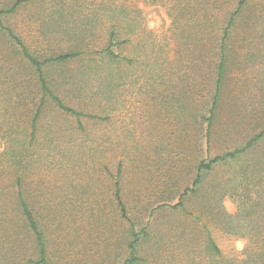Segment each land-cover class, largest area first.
<instances>
[{
    "label": "trees",
    "instance_id": "obj_1",
    "mask_svg": "<svg viewBox=\"0 0 264 264\" xmlns=\"http://www.w3.org/2000/svg\"><path fill=\"white\" fill-rule=\"evenodd\" d=\"M117 2L113 3V0H0V34L10 44L14 56L9 61L7 54L0 51V72H17L8 76L10 80L4 77L5 83L12 81L6 90L0 87L2 91L0 92V138L4 140L5 145L4 151L0 153V179H3L2 182L0 181V226L6 227L11 223L9 220H13L11 225L15 240L19 242L15 264H56L49 252L50 236L46 232L47 228L51 227L54 232L58 230L65 232L66 228L69 231L85 229V232L91 236L90 226L98 227L106 224L110 227L108 228L110 233L112 228L109 222L114 217L118 220L125 219L129 223L128 253L121 262L116 264H143L146 261L138 254V248L142 241L150 237L147 230L149 221L139 229L136 228L133 220L130 221L118 181L111 194V203L115 206L108 212L101 208L95 212L93 207L87 206L88 204L77 206L68 203L71 197L63 198L64 203L58 201L62 198L56 195V185L52 186L54 190L45 197L46 192L51 190L46 186L50 182L45 185L47 177L45 170L52 171L55 180L59 181L60 174L55 170L61 162L60 157L63 153L58 148L60 145H53L52 140L47 142L45 134L39 137L37 132L43 114L48 109L74 118L79 131H82L85 129L84 120L86 122L92 120L95 124L103 123L109 119L113 104H119V100L117 101L114 95L125 92L124 85L130 82V77L128 79L129 75L123 74V69L118 77L115 76L113 66H125L128 61L129 63L139 62L143 54L142 51H136L131 58L124 54L127 50L126 44L131 38L120 31L121 26L117 25L113 18L121 16L120 21L130 19V13L127 12L125 2L116 5ZM150 2L166 8L168 6L172 27L168 30V34H164L163 39L167 40L165 43L169 48L165 49L164 46L159 45L160 53L156 54V49L153 48L154 55L152 51L146 50L145 55L152 58L148 59L151 65L148 66L147 71L144 70L147 80H144L141 88H147V92L151 90L150 92L158 94V98L154 99L151 107H154L158 101L166 105L170 102L169 96L176 97L175 102L178 103L180 111L184 109L189 112L192 129L180 128L178 134L167 130L163 133L161 130L155 134L148 132L147 138H150L155 145L151 146L150 143V146H147L155 147V152L143 145L139 138L132 139L134 141L128 139L130 153L127 154L134 155L137 152L147 151L146 158L155 156L150 161L156 171L161 174L159 181H162L164 178L169 180L173 177L172 175L180 172L189 151L198 152V156L193 160L194 175L190 185L183 189L174 204L170 205L171 200L162 199L157 207L161 208L163 204H168L165 206L188 214L193 221L189 223L193 224L194 234L177 235L174 239L167 237L165 241L163 237L159 238L166 253L160 264H264V148H262L264 129L251 135L240 146L210 154L212 130L227 73L229 44L237 28L239 15L251 3V0L224 2L220 0H147L144 4ZM87 4H90L89 8H85L88 12L77 21L74 17L75 11L79 10V7L84 8ZM222 4L229 5V8L225 12L223 24L216 29L213 13L218 11ZM30 6L38 7L30 23L34 25L42 17L53 20L61 29L60 31L68 37L67 42H72V48L52 52L49 50V45L45 47L38 38L22 37L16 32L15 27L9 25L8 19L15 13H20L21 9L30 8ZM258 14L263 17L264 8ZM105 21L110 22V26H106ZM189 21V24L194 25L191 31L181 27ZM257 21L253 20L251 25L253 29L257 27ZM104 26H106L105 30H103ZM200 26L209 29V32H205ZM99 31H104L100 33H103L107 44L99 50H92L86 41L89 35H95ZM143 31L149 39L155 35L145 28ZM215 31L219 33H214ZM206 36L207 39H204ZM76 59L79 65L73 72L61 74L59 78L49 77V70L64 67ZM187 66L190 69L189 73L186 72ZM174 78L177 82L170 83ZM207 79L212 82V85L208 98L204 100L199 86ZM92 97L103 99V103L98 104V108L102 111L98 108V112L90 111L87 108L97 103L93 102ZM68 98L77 100L86 110L78 109L79 107L68 103L70 102ZM101 112L105 115L101 116ZM82 117L85 118L81 120ZM181 118L182 114L176 116V120ZM121 126L122 124L119 128H114V132L106 130L107 132L95 133L103 137L92 142L91 146L98 147L96 152L103 153L105 151L103 147H106L107 152V146L118 143L113 139H119L125 135ZM191 130L197 135L194 143L189 141ZM25 133L26 137H29L27 144L19 139L21 137L18 135ZM134 133L135 131H129L127 136ZM180 134H185L184 138H181ZM199 136L203 139L201 142L198 140ZM171 140L173 142H170ZM85 141H87L86 138ZM58 142V144L62 143L61 140ZM82 146L85 145L82 144ZM115 158H117L116 174L115 172L112 174L110 166L115 163ZM105 159H107L105 171L110 172L115 179L121 174L125 162L119 157L109 158V161L108 157ZM223 166L236 168V173L234 177L231 176L230 182L224 181L213 193L218 205L214 224L217 234L224 236L227 240L245 242L240 251L231 247L226 254L220 249L214 238V232L208 223H205L204 216L187 212L188 202L194 199H199L201 207L204 208L208 202L205 199L204 190L206 176L215 168ZM71 177L64 183L72 182V179L77 180L73 172ZM84 180H87V177ZM238 182L245 183L246 188L239 192L242 197L236 202L235 213L229 214L224 207H220L221 201L227 195L235 198L229 188L238 190V186L242 187ZM229 184H232L231 187ZM243 193L246 195L243 196ZM152 212L149 215L150 218L153 216ZM198 228L200 235L196 236L195 229ZM174 246L176 249L173 248Z\"/></svg>",
    "mask_w": 264,
    "mask_h": 264
},
{
    "label": "rangeland",
    "instance_id": "obj_2",
    "mask_svg": "<svg viewBox=\"0 0 264 264\" xmlns=\"http://www.w3.org/2000/svg\"><path fill=\"white\" fill-rule=\"evenodd\" d=\"M115 1H118L116 5L125 2L127 12L130 13V19L126 18L120 21L121 16L113 18L117 22V25L121 26L120 31L126 37L131 38V42L129 41L126 44L127 50H125L124 54L131 58L134 57L136 51H142L143 55L139 62L129 63L128 61L125 66H113L115 76L118 77L121 74V69H123V74L129 75L128 79L130 77V82L125 84L126 87L124 85L125 92L115 93L114 96L117 98V101L119 100V104H113V109L109 112V119L103 123L95 124L92 120L89 122L84 120L83 126L85 129L79 131L74 118L49 109L45 111L41 124L38 125V135L40 137V135L45 134L47 142L52 140L53 145H60L58 148L63 153L60 157L61 162L55 170L60 174L59 181L55 180L52 171L45 170L47 175L45 185L50 182L46 186L51 189L50 192H46L47 195L45 197H48L49 193L54 190L52 186L56 185V195L62 198L58 201L64 203L65 200L63 198L71 197V201L68 203H73L77 206L88 204L87 206L93 207L95 212L100 208L108 212L115 206L111 203V194L115 188L116 181H118L120 193L126 204L127 215L130 221L133 220L137 229L145 226L149 221L147 230L150 237L142 241L138 248V254L146 260L143 264H160L163 255L166 253H164L165 248L159 238L163 237L165 241L167 237L174 239L177 235L183 234L187 236L194 234V229H192L193 224L189 223L193 221L188 214L166 207L165 205L168 204H163L161 208L157 207L162 199L171 200L170 205L174 204L183 189L190 185L194 175L193 160L198 156V152L189 151L182 163L180 172L177 175H172L171 179L164 178L162 181H159L161 174L156 171L153 163L150 161L155 156L146 158L147 151H144V153L143 151L137 152L134 155L127 154L130 153L128 139L138 140L139 138L140 141L145 142V137L143 139L140 138L142 133L151 132L155 134L162 130L149 129L154 126L151 118L154 117V113L150 112L146 115L145 109L152 108L151 104L154 102L156 92H150L151 90L147 92V88L142 89L141 86L144 80H147V74L144 75V72L151 65L148 59L152 58L145 55L146 50L153 52V48H155L156 54H159V45L164 46L165 49L166 47L169 48L166 44L167 40L164 41L163 39L164 34H168V30L172 25L169 16L170 11L169 9L167 10L168 6L166 8L158 4H152L151 2L144 4L147 0H113V3ZM220 1L224 2L226 0ZM89 7L90 4H87L84 8L79 7V10L75 11L74 17H76L77 21L88 12L85 8ZM228 8L229 5L222 4L219 10L213 13L216 29L223 24L225 12ZM262 8H264V0H251V3L243 9L238 17L237 28L229 44L227 75L221 89L218 114L210 140V154L212 155L244 144L251 135L260 130L259 127L264 126V111L261 109L262 104H264V16L261 17L258 14ZM37 10V7L21 9L20 13H15L14 16L8 19L9 25L15 27L16 32L21 36L44 39H39V41L45 47L49 45V50L52 52H61L72 48V42H67L68 37L60 31L61 29L53 28L54 22L45 21L46 18L43 17L40 21H44L45 25H43V22L40 23V21L36 25L28 22L34 13H37ZM258 17L261 18L258 19ZM253 20L257 21V27L254 29L251 26ZM181 22H183V18H181ZM189 23L190 21L182 24L181 27L187 31H191L194 25ZM105 24L106 26H110V22L108 21H105ZM106 26H104L103 30H105ZM143 28L155 34L154 36L152 35L153 38H147ZM200 28L205 30V32H209V29H206L204 26H200ZM54 30L55 33L53 32ZM100 32L104 31H99L95 35H89L86 41L89 47H92V50H99L107 44L104 41L103 33ZM214 33L219 32L215 31ZM204 39H207V36ZM0 51L7 54L9 61L13 59L12 57L14 56L9 43H7L1 34ZM154 54L155 52H153ZM157 61L159 62L160 58ZM78 63L79 61L76 59L64 67L52 68L48 72L49 77L59 78L61 74L73 72L78 68ZM210 83L212 82L207 79L199 86V91L204 100L209 96ZM140 95H142L143 99L140 98ZM92 99L93 102L96 101L97 103L92 104L91 107L87 106V108L90 111L98 112V109L102 111L101 108H98V104L100 103L101 105L103 99L99 97H92ZM68 100L70 101L68 103L79 107L78 109L86 110L82 106L83 104L81 105L77 100L70 98ZM100 115L105 114L101 112ZM187 116L189 117V115H183V122L179 124L180 127H183L184 123L190 122ZM84 118L82 117L81 120ZM185 118L186 120H183ZM120 124H122V131H124L125 135L119 139L114 138L113 140L118 143L113 145L109 143V145L114 147L107 146V152L106 147H103L105 148L103 153L96 152L98 147H95V145L91 146L92 142L100 140L103 137L97 136L95 133L100 131L114 132L115 129L120 127ZM26 131L28 132V130ZM129 131H135V133L127 136ZM18 135L21 137L19 139L25 141V144H27L29 137H26V133ZM184 135L180 134L181 138ZM189 137L190 143H194L197 135L192 130ZM85 138L87 141H85ZM59 140L62 141L61 144H58ZM198 140L201 142L203 139L199 136ZM82 144L85 146H82ZM4 146V140L0 138V153L4 151ZM262 148H264V143ZM149 150L155 152V147H149ZM105 157H108V161L109 158L119 157L125 162L123 163L121 174L118 177L116 176L115 179L111 173L114 174L115 172L116 174L117 158H115V163H112V166H110V173L105 171V165L107 164ZM172 171L174 172L175 170ZM235 171L236 168L228 166L215 168L205 179V199L208 202L204 208L201 207L199 199L191 200L187 204L188 213L192 212L204 216L205 223H208L214 232V238L224 253L231 247H235L237 251H240L245 243L242 240H227L224 236L217 234L214 224V216L216 217L218 205L217 201L214 200L213 193L219 189L218 187L224 181L230 182L229 179L231 176H235ZM71 172L74 173L77 180L72 179V182L64 183L65 180L72 178ZM29 177L31 178V176ZM86 177L87 180H84ZM0 181L2 182L3 179L1 178ZM84 184L86 186L82 187L81 185ZM231 185L229 184L230 187ZM239 185H242V187L238 186L237 191L241 192L246 188L244 186L245 183L240 182ZM169 189L171 190L168 191ZM59 191H62V193H59ZM244 195L246 194L243 193ZM240 196L241 194L237 197V193H235V197L239 198ZM42 202L48 203L47 201ZM223 205L227 212L233 213L236 210V201L229 196L223 198ZM151 211H153V216L150 218ZM9 221L13 225V220ZM11 223L8 226L6 225V227L2 226L1 228L0 226V264H15V256L18 254L19 242L15 240ZM109 226L112 228L110 233L108 232V228L110 229V227H107L106 224L105 226L100 225L98 227L90 226L91 236L85 232V229L69 231L66 228L65 232L60 230L54 232L51 227L47 228L46 232L50 236L49 252L53 256L54 263L116 264L121 262L128 253L129 223L125 219L118 220L114 217L110 220ZM195 234L196 236L200 235L199 228L195 229ZM173 248L176 249V246Z\"/></svg>",
    "mask_w": 264,
    "mask_h": 264
},
{
    "label": "crops",
    "instance_id": "obj_3",
    "mask_svg": "<svg viewBox=\"0 0 264 264\" xmlns=\"http://www.w3.org/2000/svg\"><path fill=\"white\" fill-rule=\"evenodd\" d=\"M31 8L32 7H37V6H30ZM28 9H31V8H29V7H27ZM38 8V7H37ZM35 15H36V13H35ZM28 18V17H27ZM44 18V17H43ZM31 19V18H30ZM30 19L28 20V22L30 23ZM45 21H47V19H45ZM50 21V20H49ZM43 22V25H45L46 23L44 22V21H40V23H42ZM50 22H54L53 20L52 21H50ZM32 24V23H31ZM37 24V23H36ZM36 24H34V25H36ZM33 25V24H32ZM53 25H54V27L53 28H59V27H57L56 26V23L54 22L53 23ZM57 31H59V30H57ZM57 31H56V33H57ZM54 33H55V30L53 31ZM58 34V33H57ZM23 37V36H22ZM38 39H40L39 37H37ZM37 38H35V39H37ZM40 40H44V39H40ZM45 41H47V39H45ZM9 46H10V44H9ZM11 48V47H10ZM14 69H15V67H14ZM189 71H190V69H189V67L187 66V68H186V72L187 73H189ZM11 74H17V72L15 71V72H5V73H2V71L0 72V87L2 88V90H6V88H8L9 87V83L10 82H12V81H10L9 83H5L6 81V79L4 80V77H7L8 79H9V77L8 76H10ZM226 75H227V73H226ZM15 77V76H14ZM173 78V77H172ZM225 79H226V76H225ZM225 79H224V83H225ZM10 80V79H9ZM175 82H177V80L174 78V80H171L170 81V83H175ZM203 82V81H202ZM224 83H223V85H224ZM211 85H212V83H210V88H211ZM0 88V89H1ZM0 92H2V91H0ZM171 93V92H170ZM221 95V94H220ZM160 97V96H159ZM140 98L141 99H143V97H142V95H140ZM156 98H158V94L156 93V96H155V99ZM176 98V97H175ZM175 98H174V96H169V98H168V100L170 101L168 104H166V105H164V104H161V102L160 101H158V102H156L155 104V106L154 107H152V108H150V109H145V112H146V115L147 114H149L150 112H152V113H154V117H151L152 118V123H153V125L154 126H152L153 128H149V129H162V133H163V131L164 130H167V131H171V133L173 132V131H175V132H177V134H178V130L180 129V128H184V127H186L187 129H192L191 128V126H192V124H190L191 123V121L188 123V122H186V123H184L183 125V127H180V123L181 122H183L182 121V118H181V120H176V116H178L179 114H182V117H183V115L184 114H186V115H189V112L188 111H186V110H184V109H182L181 111H180V109H179V105H178V103H176L175 102ZM155 101V100H154ZM261 109H262V111H264V104H262V107H261ZM188 117V116H187ZM189 119H190V117H188ZM148 120V119H147ZM183 120H186V118L185 119H183ZM177 121H179L178 122V124L176 123ZM145 122V121H144ZM147 124H148V122H146ZM144 128V127H143ZM259 129L260 130H262V129H264V126H262V127H259ZM259 130V131H260ZM192 131V130H191ZM258 131V132H259ZM141 134V133H140ZM255 134V133H254ZM147 133H145V134H141L140 135V138H142L143 139V137H145V142H143L142 141V143H143V145H145V146H147V145H149L150 146V143H151V146L152 145H155V144H153L154 142L152 141V140H150V138H147ZM184 138V137H183ZM174 141H175V139H174ZM170 142H173L172 140L170 141ZM173 144V143H172ZM230 189V193H233L234 195H235V193H237V195H239V192L240 191H237V190H235V189H231V188H229ZM225 197H228V195L227 196H225ZM224 197V198H225ZM229 197H231L233 200H235L236 202L238 201V200H240V197H242V196H240L239 198H237V197H233V196H229ZM220 207H224V205H223V198H222V201H221V205H220ZM224 209H225V207H224ZM225 211L227 212V210L225 209ZM236 211V210H235ZM229 214H234L235 212H233V213H230V212H228ZM242 248V247H241ZM224 253V252H223ZM227 252H225L224 254H226Z\"/></svg>",
    "mask_w": 264,
    "mask_h": 264
}]
</instances>
